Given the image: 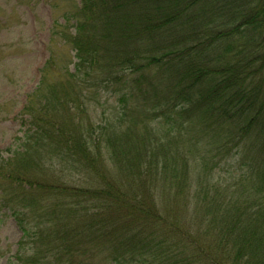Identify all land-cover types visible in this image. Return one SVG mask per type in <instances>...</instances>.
Here are the masks:
<instances>
[{
    "label": "trees",
    "instance_id": "1",
    "mask_svg": "<svg viewBox=\"0 0 264 264\" xmlns=\"http://www.w3.org/2000/svg\"><path fill=\"white\" fill-rule=\"evenodd\" d=\"M66 24L73 71L0 162L10 264H264V0H80ZM100 85L119 108L94 140Z\"/></svg>",
    "mask_w": 264,
    "mask_h": 264
},
{
    "label": "rangeland",
    "instance_id": "2",
    "mask_svg": "<svg viewBox=\"0 0 264 264\" xmlns=\"http://www.w3.org/2000/svg\"><path fill=\"white\" fill-rule=\"evenodd\" d=\"M78 3L79 0H0V162L20 150L18 139L31 125L28 115L37 114L40 110L42 92L46 93L49 86L59 87L60 77L73 71L76 61L74 52L60 33L61 28L68 33L73 32L70 24L63 25V19L75 11ZM104 86H94L88 94L90 110L85 120L91 124L94 140L99 127L116 120L119 108L118 98L106 93ZM44 107L49 109L47 105ZM75 114L79 116L80 113ZM187 140L188 137L184 135L182 141ZM183 147L187 149L188 146ZM231 163L220 166L214 172L222 184L220 189L236 181ZM53 167L57 170L60 165L53 162ZM242 188H248L246 180ZM4 189L6 193L10 192V182L0 178V191ZM121 190L126 191L127 188ZM236 190L242 189L234 188ZM159 192L162 194L157 201L166 204L167 193L163 189H159ZM36 193L37 190L28 192L30 196ZM192 194L193 190L188 193L189 199ZM3 200H0V264H10L17 250L20 232L7 213ZM181 210L191 212L192 208ZM94 261L97 264L106 263L104 256L98 254Z\"/></svg>",
    "mask_w": 264,
    "mask_h": 264
}]
</instances>
